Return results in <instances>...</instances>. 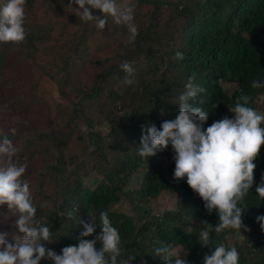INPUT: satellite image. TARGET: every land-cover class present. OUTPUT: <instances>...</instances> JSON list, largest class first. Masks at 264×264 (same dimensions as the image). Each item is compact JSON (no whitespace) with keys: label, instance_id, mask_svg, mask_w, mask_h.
I'll use <instances>...</instances> for the list:
<instances>
[{"label":"trees","instance_id":"16d2710c","mask_svg":"<svg viewBox=\"0 0 264 264\" xmlns=\"http://www.w3.org/2000/svg\"><path fill=\"white\" fill-rule=\"evenodd\" d=\"M165 2L133 0L128 4L134 6L138 29L135 41L129 42L126 26L115 24L111 17H107L105 29L99 30L95 22L79 20L71 10L78 9V5L69 7V0H26L27 37L19 44L0 43V82L6 80L5 65L11 55L36 59V54L48 49L45 45L54 40L52 46L57 53L53 66L62 70V74L56 71L52 78L57 81L61 96L70 100L75 93L77 99L72 102L68 119L63 114V123L58 128L25 135L19 141L17 133L0 127V140L7 136L19 157L40 153L49 158L37 181L44 185V178L50 176L57 187L55 205L51 210L36 207L35 219L51 229L54 241L44 246L57 254H62L66 246L78 245L84 223L93 222L97 226L92 236L85 237L95 240L101 232L100 213L107 211L121 236L118 264L124 260H129V264H164L162 257L155 256L154 249L165 246L185 250L184 260L188 264H203L204 256L210 255L218 243L226 248L235 246L239 264H264V230L257 221L258 216H264V199L256 193V187L264 181V148L254 161L253 187L238 204L244 210L243 227L239 231L226 229L220 234L210 232L209 247L200 244L199 233L207 228L205 221L213 227L218 224V212L209 213L202 198L188 186L187 178H174L173 167L167 173L162 171L163 159L175 155L171 144L155 156L141 157L137 151L144 135L143 125L154 124L159 130L163 121L178 114L179 97L193 74L194 83L205 91L189 103L209 112L205 129L224 117L235 118L229 109L235 106L241 92L252 96L249 106L256 109L264 88L252 89L250 85L253 80L264 82V0H167L172 6L163 13ZM59 11L64 12V20L57 27L55 19ZM92 11L94 16L103 18V13ZM173 17L185 20L178 28L175 23L174 30L170 27ZM53 33L59 36L52 40ZM97 33H109V37L105 49L98 44L91 52ZM67 35H71L68 40ZM119 39L124 42L115 47L113 44ZM97 48L103 57L94 60ZM177 52L183 54L182 60L175 58ZM123 61L134 69L132 85L123 82L127 77L120 67ZM90 63L92 70L88 69ZM81 77L87 80L84 85L78 82ZM225 85L234 86V91L228 94ZM0 99L19 117L11 99L3 95ZM8 117L4 112L0 122L4 128L9 125ZM81 121L86 131L77 133L72 125L78 127ZM102 123L109 124L111 139L97 130ZM117 132L120 136L114 137ZM75 138L94 159L92 163L72 153ZM70 164L75 167L69 170ZM144 165L149 168L136 190L137 198L148 202L167 191L177 196L178 207L154 215L140 205L145 216L137 225L132 215L114 210L113 206L120 202L132 174ZM93 173L98 176L93 180L95 187L88 183ZM69 211L75 219H68ZM193 223L198 225L190 229ZM233 233L246 237L245 251V245L227 243L228 235ZM96 247L98 250L101 247L99 242ZM132 256L136 259L130 260ZM172 258L175 259L174 255ZM41 262L54 264L47 258Z\"/></svg>","mask_w":264,"mask_h":264},{"label":"clouds","instance_id":"9594fccd","mask_svg":"<svg viewBox=\"0 0 264 264\" xmlns=\"http://www.w3.org/2000/svg\"><path fill=\"white\" fill-rule=\"evenodd\" d=\"M25 3L26 0H3L0 3V43L19 44L25 41ZM78 5V9L74 8ZM76 16L83 22H95L99 30L108 25L111 17L117 25H125L129 42L138 35L134 23V6H119L117 0H69ZM92 10L103 13V18L94 16ZM176 59L182 60L183 54L176 53ZM121 69L127 73L124 83L132 85L134 69L128 61H123ZM193 74L180 95L179 112L173 119L162 122L158 130L154 124L143 125L144 135L141 147L137 150L141 157L155 156L158 151L171 144L175 156L174 178H187L188 186L205 203L209 213L218 212L219 222L213 227L206 221V229L199 233L200 244L209 247L210 232L223 233L226 229L241 230L243 227V209L239 202L247 196L254 184V161L264 148V112L257 111L249 104L252 96L241 92L235 106L230 111L234 119L224 117L203 127L209 118V112L193 106L198 94L205 89L194 83ZM252 89L264 88V82L253 80ZM82 130L86 131L82 125ZM16 149L13 142L3 137L0 140V155L9 158L6 167H0V206L7 205L9 212L16 217L15 226L21 235H14L9 242L8 233H0V264H41L47 258L54 264H118L121 255V236L113 227L107 211L100 213L101 232L95 240L92 236L97 227L93 222L84 223V231L78 238V245L64 247L62 254L47 249L45 243L53 242L51 229L35 219L37 208L33 203L28 180L24 179L27 165L13 163L11 158ZM256 193L264 199V181L256 187ZM68 219H75L74 213H67ZM257 221L264 230V216ZM82 221H80L81 223ZM97 242L101 247H96ZM155 256L162 257L164 264H188L187 260L176 255L170 247L154 249ZM134 256L130 260H135ZM129 264V260L120 261ZM203 264H239V252L235 246L226 248L223 243L214 246L210 255H205Z\"/></svg>","mask_w":264,"mask_h":264},{"label":"rangeland","instance_id":"374dc122","mask_svg":"<svg viewBox=\"0 0 264 264\" xmlns=\"http://www.w3.org/2000/svg\"><path fill=\"white\" fill-rule=\"evenodd\" d=\"M117 4L119 6L128 5L132 3L133 0H122L121 3ZM165 6L163 9V13H166L172 5L167 4V0H164ZM175 1V0H170ZM73 13H76L74 8L71 9ZM41 15V14H40ZM42 16V15H41ZM64 12H57L56 15V26L60 27L64 20ZM44 17V16H43ZM46 17V16H45ZM39 19V18H38ZM46 18H44L45 21ZM40 20V19H39ZM170 21V20H167ZM92 23L94 21H91ZM185 22L184 18H172V29L174 30V24L176 23L177 28L182 26ZM168 26V25H167ZM166 33L165 35H167ZM59 35L57 33H53V39L57 38ZM96 38L93 42V48H91V52L94 51L95 45L99 44L101 49H105L106 39L109 37V33H97L94 35ZM71 35H67L65 39H70ZM54 41V40H53ZM53 41L50 44L45 45L48 49L43 52L36 54V59L26 58L19 54L11 55L9 60L7 61L5 67L7 71L6 80H2L0 82V95L5 96L11 99V104L14 109L19 112V117L14 111H9L7 109L10 105L6 104L5 100L0 99V122L2 120V116L4 112H7L9 118V125L5 126L1 123L0 127L4 131L17 133L18 140L22 141L23 136L31 135L33 133H41L46 132L51 129L58 128L62 123L63 114H65V118L68 119V113L71 112L72 102L75 99V93H72L71 99L68 100L61 96L59 92L57 81L52 78V74L56 71L59 74H62V70L59 68H54L53 60L54 56L57 53V49L52 46ZM124 42V40L119 39L113 45L116 47L118 43ZM56 50V52L54 51ZM54 51V52H53ZM55 53V54H54ZM103 57V53L98 50L95 52L94 60H98ZM42 67V68H41ZM92 64L88 65V69L92 70ZM4 81L6 83L4 84ZM86 79L83 80L81 77L79 83L83 85L86 83ZM37 83L36 87L34 84ZM34 87V88H31ZM235 87L225 85V90L228 94H231L234 91ZM27 93V94H26ZM77 99V98H76ZM75 99V100H76ZM74 100V101H75ZM264 94L259 96L257 99L256 110L260 112H264ZM231 115L235 117V114L232 113L229 109ZM121 113V112H119ZM79 126L76 127L75 124L72 125L73 130L79 133L82 130V125L85 126V123L82 121L79 122ZM86 128V127H85ZM97 130L102 131L103 135H107L108 138L111 139L109 135L110 126L107 123H102L97 127ZM120 136V133L117 132L114 137ZM14 145V144H13ZM81 142L78 141L77 138L71 143V151L76 154L79 159H84L85 161L93 162L94 159L90 157L89 154H86V151L82 148ZM16 152L15 155L11 158L13 163L16 164H26V180H28L30 185V191L33 198V203L36 207L42 209L51 210L55 205V195L54 191L57 189L55 184L51 181L50 176L45 177V183L41 184L37 181L40 177L41 172H45L46 166L49 163V158L45 157L44 154H35L32 157L22 156L19 157L17 155V148L14 145ZM174 156L164 158V164L162 166V171L168 172L171 167L175 169V160ZM9 158L7 155H0V167H6ZM68 169H72V164L68 165ZM149 168L148 165H144L140 170L132 174L130 180L125 189L124 195L121 197L120 202L113 206L114 210L119 212H123L129 215H132L135 218L137 225L141 222L143 216H145L144 211L139 209L140 205H145L149 211H151L154 215H162L167 210H176L177 209V196L170 192L164 191L158 199L150 200L148 202H142L137 198L136 190L140 187V183L144 176L145 170ZM52 176V175H51ZM95 173H93L88 183L91 187H95L94 179H96ZM46 214L43 215L42 218L45 217ZM16 217L9 212L7 205L0 206V233H8L9 242L12 241V237L14 235H23L19 233L18 227L15 226ZM198 224L193 223L190 225V229L192 227H196ZM192 226V227H191ZM227 243L230 245H234L238 243L239 245L246 244V237L244 235L236 236L235 233L228 235ZM247 249L245 245L244 251ZM174 258L176 255H180L181 259H185L187 252L183 250L181 247H176L172 250ZM253 257V256H251ZM41 264H43L41 262Z\"/></svg>","mask_w":264,"mask_h":264}]
</instances>
